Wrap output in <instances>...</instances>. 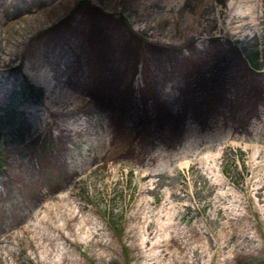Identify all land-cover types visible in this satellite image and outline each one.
<instances>
[{
	"label": "rangeland",
	"instance_id": "obj_1",
	"mask_svg": "<svg viewBox=\"0 0 264 264\" xmlns=\"http://www.w3.org/2000/svg\"><path fill=\"white\" fill-rule=\"evenodd\" d=\"M10 1L13 11L0 12V54L13 57L0 68V235L14 225L2 245L15 250V264H34L40 254L45 264H159L164 250L162 264H264V0ZM255 4L258 28L224 37L230 18ZM103 29L123 33L126 49L96 51L101 40L90 31ZM70 38L83 48L70 53L71 79L60 85L46 62ZM218 43L228 52L209 51L200 64L194 51ZM43 53L42 65H32ZM42 74L46 84L52 78L49 90L39 85ZM47 102L81 108L58 119L70 130L90 128V135L71 143L59 134L52 117L42 119ZM95 105L115 115L119 130L96 156L89 145L109 119ZM143 105L151 109L138 128H121L118 120L129 122ZM148 150L161 154L158 187L159 178H141L146 168L138 156ZM204 177L227 198L209 196ZM39 191L46 196L33 221L51 231L68 228L53 232L60 239L50 245L26 228L32 220L8 218L32 208ZM218 205L227 218L218 216ZM149 218L156 225L144 254ZM60 243L67 256L58 253ZM0 264H11L2 246Z\"/></svg>",
	"mask_w": 264,
	"mask_h": 264
},
{
	"label": "bare ground",
	"instance_id": "obj_2",
	"mask_svg": "<svg viewBox=\"0 0 264 264\" xmlns=\"http://www.w3.org/2000/svg\"><path fill=\"white\" fill-rule=\"evenodd\" d=\"M0 0V12H6V11H13L14 9V2L13 1H10L8 2V0ZM255 1V0H253ZM253 8V11L249 12V13H244V14H236L234 16H232L230 18V21H229V24L228 26L226 27V32L224 34V37L228 38L227 35H229V31H233L235 30L236 28H244L247 26V28H254V29H257L258 28V6L257 4H255V9L254 7ZM251 8V9H252ZM232 9H233V6H232ZM246 20H250L248 21L246 24H241V25H238V26H233L235 24H239V23H243V22H246ZM232 25V27L229 28V25ZM148 27H150L148 25ZM96 30V29H95ZM198 28L197 30L195 31L198 32ZM100 33H102L101 35L98 34L97 32H91L90 31V37L92 39H100L101 42L97 43L95 45V49L96 51L98 52H110V51H116V52H120V51H124L126 49V45L125 43L123 42L124 41V34L123 33H118V32H114V33H110V32H105V30L103 29ZM228 41V39H227ZM83 46L76 40V39H72L70 38V42L67 44V43H64L62 46H57L55 49H53V52H52V59H48V62L47 65L49 67L52 66L51 70L54 72V77H56L58 79V83L61 85V82L62 81H65V83L69 82V80L71 79V74H70V68L72 66V60L70 58L71 54L73 51H80V49H82ZM215 52V53H226L228 52V49L226 50L224 47H223V44H220L218 43V46H215L214 48H209L208 46H202V47H198L194 52V54L196 55V58L198 60V62L202 65H204L205 63L203 62L204 60V57H205V54L208 53V52ZM71 53V54H70ZM47 58V54L46 53H43L41 54L40 56H38L36 58V60L32 63V65H35L36 67L38 65H42L41 63L43 61H45ZM13 62V57H11L10 60H8L7 58H3L2 57V54H0V68H3V67H6L8 65H10L11 63ZM65 63L67 62L69 65L68 67H62L60 65V63ZM73 67V66H72ZM69 69V70H68ZM74 69V67H73ZM1 70V69H0ZM207 72H209V77L210 78H214L215 76H217L216 72L211 69V67H207ZM78 71V69H76V72ZM26 73V71H24ZM65 76H67L66 78H64ZM33 79H34V76H32ZM53 77V78H54ZM64 78V80H63ZM46 79L48 81V77L46 76ZM52 78L49 79V84H46L45 82V78H44V75L42 74V76H40L39 79H37L39 81V85L41 83H43L45 86H47V89L49 90L51 88V84H50V81H51ZM160 94L162 95L163 94V91L160 90ZM166 98V96H165ZM2 99V97H0V100ZM96 106V109L95 110H99L100 112H106L102 109H98V108H101L97 105ZM44 108L47 112V117H43L42 119L47 123V118L48 117H52L53 121H52V124H51V127L52 128H55L58 130V133H62L63 136L65 138H67L71 143H76L79 139L78 138H85L87 136L90 135L91 133V130L90 128H71V130L68 128V127H64L62 125V123L59 121L58 117L59 116H71L73 115L74 113H76L77 111L81 110V108H79L77 105L73 106V107H56L55 105H51L50 102H47L44 104ZM93 108H90L88 107L85 111L89 112L91 111ZM140 109V107H139ZM151 108H148V107H145L143 105L142 107V113L141 114H138V110L135 109L133 111V113L130 115V117H127L130 119L129 122H126L125 120H122V121H119L118 120V123L120 125V127L122 128V126H127L128 128H133V129H136L138 128V123H137V119L144 115V113L146 112V110H149ZM169 111L171 113L175 112L176 116L178 117L179 115H181V112L179 110H175L173 111V108H170ZM105 116L107 117V120L106 122L102 123L101 125V129L100 131L98 132V138H97V141L94 142L93 144L89 145L90 146V149L94 152L95 156L96 155H100L102 154V152L107 151V149L110 147L111 145V142H112V139L114 137L115 134H117V132L119 131H116L117 128H115V121L117 120V118L115 117V115L110 112V111H107ZM115 120V121H114ZM120 128V129H121ZM125 132V131H123ZM113 134V137H111V135ZM139 134L136 135L135 139L133 141H136L137 138H139ZM151 142H153V139L150 140ZM155 145V142H153ZM67 147H65L64 149H66ZM89 148V147H88ZM192 148L189 147L186 151V153L188 154H191V152L193 151V149L191 150ZM100 151V153L97 154L98 151ZM199 151V150H198ZM197 157L200 156V153L196 152L194 153ZM161 154H158L155 150H148L146 152H143V151H140L139 152V156L140 157V163H142V165L146 168L144 170L141 171V178H159L157 181L154 182V185L156 184L158 187L162 182H163V172L161 170V166L158 164V161H159V156ZM200 159H202L200 157ZM199 160L198 159H195V161ZM61 163L64 165L66 163V161L64 162V158L61 159ZM199 162H194V166H196ZM205 178V184L206 186L209 187L210 189V192L208 193L209 196L213 195L214 194V191H215V188L217 185L219 184H216L215 182H211L207 177H204ZM156 189V188H155ZM155 189L153 188H149L150 192L152 193H155ZM215 195V199L217 200V202H220L222 201L223 199L227 198L228 195L224 194V193H216L214 194ZM46 196V193L43 192V191H39L38 194L36 195V199L35 201H32L31 205H32V208H27L25 211H20V212H15V214H8V218H13L14 215L15 216H20L19 219L17 220H22V221H26V220H32L31 222H29L28 226L26 227L27 229H29V231H31L33 234L35 235H38V237L45 243V244H48L50 245L52 242L56 241V240H59L60 238L56 237L54 235L53 232H58L60 233L61 230H67L68 228H66L65 226H57L55 228H53L54 231H51V230H48V228L44 227L39 221H33L35 218V216H38V211H37V202L39 201L40 198H43ZM176 193H172V197H176ZM222 206V205H221ZM220 205H218L217 207V212H218V216H221V213L222 215L224 216V218H227V216L224 214V211H223V208L221 207ZM48 213H46V215L43 217V221H46L47 218H48ZM156 225V221L154 219H151L149 218L147 220V226L145 227V235L146 237L143 238V243H142V248H143V251H144V254H146L147 252L150 251V248L153 246V238L152 237L154 235V232H155V227ZM14 228V225L12 224H9V226L7 225L3 232H2V235H0V244L2 246V248H4L5 250V254H6V258L7 260L9 261V263L11 264H15L16 261L13 259V256H14V253H15V250L11 247V246H4L2 245L6 240L9 239L10 237V232H12L11 230ZM182 239L184 240L183 243L185 245L189 244V234L188 232H185V231H182ZM247 241H252L251 238L249 237H246ZM18 241V239H17ZM68 241L65 240V243H67ZM156 244V243H155ZM0 246V247H1ZM59 249L57 250L58 253L61 255H65L67 256L69 254V250H66L64 251V249L62 248V245L61 243L58 245ZM166 250L162 251V253H160L159 256H157V261L154 262V263H159V264H162L165 260V256H166V253H165ZM194 254L197 255V256H200V254L197 252V250H193ZM46 262V259L43 255L40 254V256H36V261H33L34 264H45Z\"/></svg>",
	"mask_w": 264,
	"mask_h": 264
},
{
	"label": "trees",
	"instance_id": "obj_3",
	"mask_svg": "<svg viewBox=\"0 0 264 264\" xmlns=\"http://www.w3.org/2000/svg\"><path fill=\"white\" fill-rule=\"evenodd\" d=\"M254 66H255L257 69H259L258 59H257L256 62H254Z\"/></svg>",
	"mask_w": 264,
	"mask_h": 264
}]
</instances>
